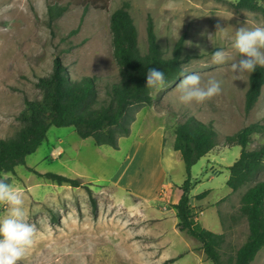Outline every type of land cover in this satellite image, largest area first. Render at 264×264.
<instances>
[{"label":"rangeland","instance_id":"1","mask_svg":"<svg viewBox=\"0 0 264 264\" xmlns=\"http://www.w3.org/2000/svg\"><path fill=\"white\" fill-rule=\"evenodd\" d=\"M238 1L0 0V139L20 127L26 99L41 98L38 78L52 72L56 56L65 60L75 78L97 76L101 83L119 79L111 14L127 3L142 52L149 48L147 29L152 18L166 56L174 55L182 43L183 75L197 73L203 82L210 78L221 82V94L204 103L180 101L183 75L154 96L155 103L169 112L165 120L169 127L173 118L179 123L186 113L213 122L220 132L219 145L192 167L191 195L199 225L224 234L222 257L226 264H234L250 232L241 200L253 183L238 190L228 185L229 166L239 157L241 146L225 144V136L254 123L264 124V85L255 106L247 111L250 75L235 79L231 67L239 59L232 47L236 29L264 26V13L237 8ZM258 2L264 6V0ZM51 5L64 8L55 19L50 16ZM218 49L233 59L214 63L212 53ZM143 115L134 133L121 139L122 149L104 145L96 150L94 139L82 138L74 126L52 125L26 163L3 174L22 191L27 220L36 228L35 244L21 264H214L202 242L178 228L174 204L187 173L179 153L171 154L174 129L167 130L166 143L159 132L140 136L137 128ZM263 139L264 134H255L251 146ZM163 165L168 173L164 182H174L173 190L162 185L157 199L145 203L126 191L139 188L150 194L163 180ZM31 168L73 178L78 172L88 176L74 187L53 182ZM115 173L126 187H120L122 191L108 185ZM85 186L91 188L96 207ZM6 215V208L0 207V218ZM252 264H264V247Z\"/></svg>","mask_w":264,"mask_h":264},{"label":"trees","instance_id":"2","mask_svg":"<svg viewBox=\"0 0 264 264\" xmlns=\"http://www.w3.org/2000/svg\"><path fill=\"white\" fill-rule=\"evenodd\" d=\"M235 6L262 10L264 13V6L258 0H239ZM63 9L51 5V18L61 15ZM111 31L119 79L101 83L97 76L75 78L70 75L65 60L56 56L52 72L38 78L41 98H27L19 114L20 127L15 134L0 139V176L14 172L17 165L26 163V157L43 143L52 125L74 126L82 138L91 137L98 145L118 148L120 137L130 134L136 112L156 102L155 91L146 86L148 68L162 70L167 82L184 74L182 43L174 55L166 56L152 18L147 29L149 48L147 52H142L138 28L127 3L111 14ZM263 85L264 68L257 67L250 76L246 93L247 111L255 106ZM175 134L174 149L183 158L187 173L181 185V196L174 204L178 228L199 239L205 254L214 264H226L221 252L224 234L199 225L191 195L194 188L192 167L219 145L220 132L213 122L185 113L176 124ZM255 134H264V124L254 123L225 136V144L241 146L239 157L229 166L228 185L238 190L247 183H253L241 200V210L249 218L250 232L238 248L234 264H252L264 247V139L251 146ZM31 170L58 184L74 187L83 184L81 177L73 178L56 172L40 173L34 168ZM85 187L96 207L91 188Z\"/></svg>","mask_w":264,"mask_h":264},{"label":"clouds","instance_id":"3","mask_svg":"<svg viewBox=\"0 0 264 264\" xmlns=\"http://www.w3.org/2000/svg\"><path fill=\"white\" fill-rule=\"evenodd\" d=\"M232 47L239 54V59L231 64L235 79L242 80L245 73L251 76L257 67L264 68V26L238 27ZM232 59L222 49L212 53L216 64ZM146 86L156 93L162 91L167 86L164 72L149 67ZM179 87V99L184 104L204 103L222 92L220 81L210 78L203 82L197 73L183 75ZM8 181L7 175L0 176V207L7 210V215L0 218V264H21L34 246L37 233L35 226L27 220L22 191Z\"/></svg>","mask_w":264,"mask_h":264},{"label":"crops","instance_id":"4","mask_svg":"<svg viewBox=\"0 0 264 264\" xmlns=\"http://www.w3.org/2000/svg\"><path fill=\"white\" fill-rule=\"evenodd\" d=\"M147 108V111L146 112H143L144 109ZM143 115V120L141 121L142 124L139 126L138 129V132L137 133H140V136H144V135H150L151 137L154 136L156 133L159 132L160 134V139L162 137V139H165V143H166V140H167V130H169L170 128V132H171V129H174V138H173V148H174V142H175V137H176V134H175V127H176V118H173L174 120L170 121L169 122V125L171 127H169L168 125H166V119H168L170 116L168 115L169 112L166 108H163V107H159V105H157L156 103L152 104V105H148V106H144L142 108H140L137 112H136V116H135V119L133 120L132 124H131V132L129 135L133 134L134 133V130H135V126H136V123H138V120H139V117L140 115ZM126 136V135H125ZM123 138V136L120 137V140H119V147L118 148H115V149H122V142H121V139ZM98 145V144H96ZM104 145H99V148H96L101 150ZM164 149H163V152L161 154V159L164 160L165 158V145L163 146ZM62 150V149H61ZM107 151H111V150H107ZM175 151V152H174ZM174 151H171L172 155H175L174 153H179L178 151L174 150ZM62 152V151H61ZM64 152V151H63ZM180 155V154H179ZM162 170H163V180L161 181V183H159V185L157 187H155L153 189V191L150 193V194H146L144 193V191H142L141 189L139 188H133V189H130V188H127L126 191H128L130 193V195H132L134 198L142 201V202H153L157 199V195L159 193L160 190H162V185H167V187L169 188V190H173V186L175 187L176 184L172 181H168V182H164L166 176H168L167 174V170H166V167H162ZM78 177H87L88 175H86L85 173L83 172H78ZM117 175L118 173H115L112 177V181H110L111 183H109L108 185L116 188L117 190H120L122 191V188H126V187H123L124 185L122 184L121 181H118L116 180L117 178ZM88 181V180H87ZM90 182V181H89ZM181 185L180 183L178 184V186ZM169 196V192L167 191L166 192ZM179 197H180V194H179ZM178 197V198H179ZM167 200V199H166ZM179 200V199H178Z\"/></svg>","mask_w":264,"mask_h":264},{"label":"built area","instance_id":"5","mask_svg":"<svg viewBox=\"0 0 264 264\" xmlns=\"http://www.w3.org/2000/svg\"><path fill=\"white\" fill-rule=\"evenodd\" d=\"M59 153H61V152H59ZM56 153H53L52 155H55Z\"/></svg>","mask_w":264,"mask_h":264}]
</instances>
